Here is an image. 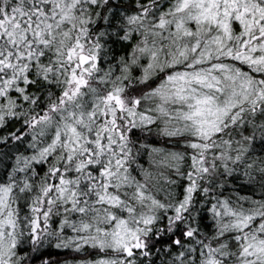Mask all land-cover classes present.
<instances>
[{
  "label": "snow or ice",
  "instance_id": "snow-or-ice-1",
  "mask_svg": "<svg viewBox=\"0 0 264 264\" xmlns=\"http://www.w3.org/2000/svg\"><path fill=\"white\" fill-rule=\"evenodd\" d=\"M0 264H264V0H0Z\"/></svg>",
  "mask_w": 264,
  "mask_h": 264
}]
</instances>
